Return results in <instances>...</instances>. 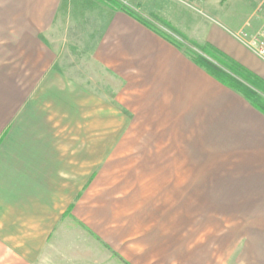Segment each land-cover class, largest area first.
Segmentation results:
<instances>
[{"label": "crops", "instance_id": "crops-1", "mask_svg": "<svg viewBox=\"0 0 264 264\" xmlns=\"http://www.w3.org/2000/svg\"><path fill=\"white\" fill-rule=\"evenodd\" d=\"M263 2L167 0L162 10L264 80V62L242 42L261 29ZM91 138L97 154L136 156L131 170L177 188L192 217L208 220V242L184 238L163 262L264 264V114L122 11L96 0H0V245L23 252L0 264H40L75 234L102 240L78 210L94 185Z\"/></svg>", "mask_w": 264, "mask_h": 264}, {"label": "rangeland", "instance_id": "rangeland-1", "mask_svg": "<svg viewBox=\"0 0 264 264\" xmlns=\"http://www.w3.org/2000/svg\"><path fill=\"white\" fill-rule=\"evenodd\" d=\"M149 1L124 2L135 15L179 42L184 49L201 54L188 45L189 42L182 41L154 19L153 15L165 18L179 29L175 22L164 15L162 4L167 0ZM69 65L72 67L70 69L82 75V68H77L82 67L79 61L71 59ZM85 70V77L98 78L99 73L94 67L89 66ZM94 85L97 83L94 82ZM105 118L106 150L111 151L116 124L114 115L107 114ZM89 146L95 153L85 155L84 161L90 157L88 163L90 176L95 174L94 180H91L94 185L84 193V201L79 203L78 210L82 211L86 223L103 241L98 242L92 236L90 241H86L85 235L75 234L73 242L63 248L42 252L40 264H168L163 262L164 252L176 250L178 242H183L184 238H190L186 242L191 244L208 242V220L192 217L193 204L179 203L177 188L163 186L160 178L150 176L145 170H131V161L136 156L97 154V138H91ZM7 247L5 243L0 245V263L10 257V253L15 257H23L22 251ZM168 262L178 264L174 260Z\"/></svg>", "mask_w": 264, "mask_h": 264}, {"label": "trees", "instance_id": "trees-1", "mask_svg": "<svg viewBox=\"0 0 264 264\" xmlns=\"http://www.w3.org/2000/svg\"><path fill=\"white\" fill-rule=\"evenodd\" d=\"M106 7L114 11H122L131 17L135 18L137 21L151 29L153 32L161 36L163 39L167 40L177 48L183 50L185 54L199 67L203 68L212 77L217 79L224 86L236 91L241 94L245 99H247L251 105L258 109L264 114V80L248 70L246 67L240 63L233 60L227 54L211 45L210 43H200L195 40H189L184 33L165 18H159L153 15L154 19L161 23L168 30L173 32L182 41L189 42L188 45L194 47L198 53H193L191 50L184 49L183 45L167 36L163 32L158 31L149 23L145 22L139 16L135 15L128 6L125 5V0H96Z\"/></svg>", "mask_w": 264, "mask_h": 264}, {"label": "built area", "instance_id": "built-area-1", "mask_svg": "<svg viewBox=\"0 0 264 264\" xmlns=\"http://www.w3.org/2000/svg\"><path fill=\"white\" fill-rule=\"evenodd\" d=\"M258 13L262 16L261 29L255 35L243 38L242 42L247 49L264 62V2L259 6Z\"/></svg>", "mask_w": 264, "mask_h": 264}]
</instances>
